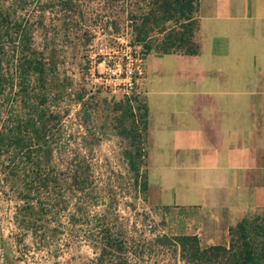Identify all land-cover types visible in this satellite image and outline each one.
<instances>
[{
  "label": "rangeland",
  "instance_id": "obj_1",
  "mask_svg": "<svg viewBox=\"0 0 264 264\" xmlns=\"http://www.w3.org/2000/svg\"><path fill=\"white\" fill-rule=\"evenodd\" d=\"M77 1L0 0V122L38 101L40 82L25 66L31 54L23 38L44 53L54 47L45 105L59 112L69 135L61 139L68 150L56 152L53 162L64 167L75 151L88 164L87 187L92 191L87 202L77 189L59 201L42 200L44 209L34 218L43 227L37 226L33 233L17 224L15 207L22 200L5 196L1 191L6 185L1 184L0 264H183L174 249L155 240L162 223L160 210L147 202L145 190L139 188L142 177L133 180L122 153L131 147L130 137L119 133L129 125L123 98L131 91L122 83L124 68L136 63L127 44L129 34L124 29L112 38L95 25L98 10L92 0L82 4L80 19L72 12L78 8ZM82 26L92 35L85 36ZM139 169L143 173L142 166ZM63 185L57 189L65 190ZM78 205L83 213L75 210ZM71 214L74 222L69 220ZM255 214L264 212L252 210L243 216ZM102 227L124 242L121 251L110 250L111 254L99 258L100 251L91 241Z\"/></svg>",
  "mask_w": 264,
  "mask_h": 264
},
{
  "label": "crops",
  "instance_id": "obj_2",
  "mask_svg": "<svg viewBox=\"0 0 264 264\" xmlns=\"http://www.w3.org/2000/svg\"><path fill=\"white\" fill-rule=\"evenodd\" d=\"M193 41L140 62L145 197L158 234L227 245L231 224L264 212V0H198Z\"/></svg>",
  "mask_w": 264,
  "mask_h": 264
},
{
  "label": "trees",
  "instance_id": "obj_3",
  "mask_svg": "<svg viewBox=\"0 0 264 264\" xmlns=\"http://www.w3.org/2000/svg\"><path fill=\"white\" fill-rule=\"evenodd\" d=\"M88 0H79L77 12L83 19L82 4ZM97 8L95 25H99L112 38L124 29L129 34L127 44L142 57L150 51L192 53L196 50L193 33L196 27L198 0H92ZM0 11V22L1 19ZM66 26V25H64ZM83 34L92 35L87 26H82ZM24 48L30 50L31 57L25 62L39 80L38 101L30 109L10 116L0 122V186L5 196L22 200L15 207V218L19 226L35 232L37 226L34 216L44 208L42 200L59 201L63 195L71 194L74 189L80 191L84 202L91 196L89 167L82 162V157L75 151L65 159L64 167L55 165V153L64 154L67 144L62 137L69 135L65 125L60 122L59 112L53 111L46 104L51 88V72L55 65V49L47 53L35 50L29 38H23ZM2 43L0 42V85ZM123 104L128 113L127 129L121 127L119 133L130 137V148L123 150V155L130 165L133 180L142 177L139 188L145 190L144 172L140 173L145 154L142 137V112L140 98L133 90L124 94ZM5 158V159H3ZM64 160V159H63ZM65 184V185H63ZM66 189H57L60 186ZM83 201L82 199H80ZM39 203L35 205L34 202ZM84 212L82 205L75 209ZM75 212V211H74ZM82 212V213H83ZM71 222L75 219L72 218ZM102 224V222L100 223ZM92 245L99 249L102 257L110 250L121 251L124 240L114 237L106 227L97 232ZM228 243L211 244L200 247L193 234L155 235V240L162 245L172 247L183 264H264V215L255 214L251 218L242 216L228 227Z\"/></svg>",
  "mask_w": 264,
  "mask_h": 264
},
{
  "label": "built area",
  "instance_id": "obj_4",
  "mask_svg": "<svg viewBox=\"0 0 264 264\" xmlns=\"http://www.w3.org/2000/svg\"><path fill=\"white\" fill-rule=\"evenodd\" d=\"M142 58L143 57L137 53V55L134 57V61L136 63L133 66H126L124 68V76L122 83L126 86L127 90L129 91L135 89L137 77L141 73L140 62ZM134 92H136V90H134ZM136 94L138 95L137 92Z\"/></svg>",
  "mask_w": 264,
  "mask_h": 264
}]
</instances>
